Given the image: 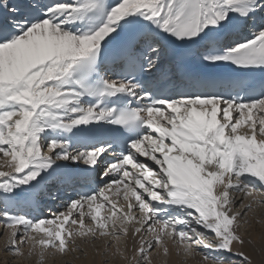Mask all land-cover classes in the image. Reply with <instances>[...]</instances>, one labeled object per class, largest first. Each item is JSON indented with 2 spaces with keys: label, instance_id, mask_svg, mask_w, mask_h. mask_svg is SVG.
Wrapping results in <instances>:
<instances>
[{
  "label": "snow or ice",
  "instance_id": "6c2138e0",
  "mask_svg": "<svg viewBox=\"0 0 264 264\" xmlns=\"http://www.w3.org/2000/svg\"><path fill=\"white\" fill-rule=\"evenodd\" d=\"M186 56L225 72L192 76ZM61 191L73 194L65 211H25ZM254 206L264 0H0L7 252L27 246L44 264L80 250L77 238L106 237L125 264H152L169 245L203 264H252L240 229Z\"/></svg>",
  "mask_w": 264,
  "mask_h": 264
},
{
  "label": "rangeland",
  "instance_id": "374dc122",
  "mask_svg": "<svg viewBox=\"0 0 264 264\" xmlns=\"http://www.w3.org/2000/svg\"><path fill=\"white\" fill-rule=\"evenodd\" d=\"M237 196V194H236ZM235 196V197H236ZM244 203H248L247 200H244ZM234 211H243V209L241 210L240 207H237L234 209ZM246 219L248 220V224L246 225H242L241 229H240V235L242 237H247L250 238V236L252 235L253 231L260 233L264 231V208H260V207H256L254 206V211L253 212H249L248 216L246 217ZM2 228H0L1 230ZM4 230L6 229H2V232H0V262H3V258L2 256L7 255L8 253L5 250L4 246H1V242L3 241V238L5 237V232ZM252 232V233H251ZM3 233V235H1ZM251 234V235H250ZM87 241V240H86ZM106 240H103L102 238L96 239L93 242H85L83 241L82 243H78L76 242V244L79 246L78 251L76 252H72L69 253L70 257H67V254L64 256H60L59 254H57L56 256H54L55 258L57 257V261H59L60 264H74V260L78 259V258H82L84 256H86L87 254L92 255V256H97L99 250L100 252H104L105 248H104V244H105ZM22 248H26V246H21ZM108 251H110V249H108ZM155 251V250H154ZM153 251V252H154ZM152 252V254H154ZM102 255L101 257V264H118L121 261V258L118 256V258H114V261H110L109 258L110 255L106 256L105 254H100ZM175 256L179 258V260L181 261V263L186 262L189 257L185 256L183 253H175ZM53 256H48L45 258L44 260V264H53L54 258ZM167 256H165L163 253H158V255L155 257V261L157 263L160 262H164V260L166 259ZM28 259H34L37 262V256L33 255V256H27ZM54 258V259H53ZM233 260H235L234 258H232ZM5 260V259H4ZM14 260H23V257H14ZM14 264V263H13ZM15 264H19V263H15ZM196 264H199L198 262ZM252 264H254L252 262ZM260 264H264V256H263V260H261Z\"/></svg>",
  "mask_w": 264,
  "mask_h": 264
},
{
  "label": "bare ground",
  "instance_id": "6f19581e",
  "mask_svg": "<svg viewBox=\"0 0 264 264\" xmlns=\"http://www.w3.org/2000/svg\"><path fill=\"white\" fill-rule=\"evenodd\" d=\"M235 196H234V198H236ZM239 200H240V198L237 201L239 202ZM1 232H2V229H1ZM4 232H5V237L3 238V241L1 242V246L5 247L6 240H7V230H4ZM243 238L246 241H251L250 244H247L245 246L244 251L250 255V258L254 264H260V262H261V260H263V256H264V231L260 232V233L253 231L250 238H247V237L246 238L243 237ZM128 244H129V248H131L132 242L129 241ZM169 249H170L169 255H167L164 262H160V263H157L154 259L158 255V253H163V252L162 251H159V252L154 251L153 252L154 254H152V264H196L197 262L199 264H203L201 256L189 257V259L186 262L181 263L179 258L175 256L176 249L174 247H172L171 245H169ZM22 250L25 252V256L23 257V260H21V261L14 260V256H12L10 253H8V256L7 255L2 256L3 262H0V264H13V263L14 264L15 263L36 264V261L34 259L30 260L27 258V254H26L27 253V246H26V248H22ZM111 251H112L111 249H110V251L104 250V252H100V250H99L97 256L96 255L92 256V255L87 254L86 256H84L82 258H78V259L74 260V264H101L102 255H100V254H105L106 256L110 255V257L107 259H109L110 261H114V258H116V257L118 258V256L113 257L111 254ZM67 257H70L69 254H67ZM232 258L237 259L236 257H232ZM54 261L55 262L53 264H60L59 261H57V257L54 259ZM118 264H125V261L121 259V261Z\"/></svg>",
  "mask_w": 264,
  "mask_h": 264
}]
</instances>
